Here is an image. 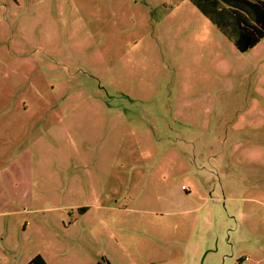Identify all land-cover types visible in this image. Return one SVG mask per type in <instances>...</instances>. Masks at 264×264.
<instances>
[{
    "label": "rangeland",
    "instance_id": "374dc122",
    "mask_svg": "<svg viewBox=\"0 0 264 264\" xmlns=\"http://www.w3.org/2000/svg\"><path fill=\"white\" fill-rule=\"evenodd\" d=\"M264 264V36L191 0H0V264Z\"/></svg>",
    "mask_w": 264,
    "mask_h": 264
},
{
    "label": "trees",
    "instance_id": "16d2710c",
    "mask_svg": "<svg viewBox=\"0 0 264 264\" xmlns=\"http://www.w3.org/2000/svg\"><path fill=\"white\" fill-rule=\"evenodd\" d=\"M218 29L242 50L255 46L264 36V0H191ZM26 264H47L34 255ZM94 264H110L104 257Z\"/></svg>",
    "mask_w": 264,
    "mask_h": 264
}]
</instances>
